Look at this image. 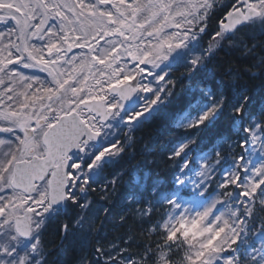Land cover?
Listing matches in <instances>:
<instances>
[{
  "label": "snow or ice",
  "instance_id": "obj_1",
  "mask_svg": "<svg viewBox=\"0 0 264 264\" xmlns=\"http://www.w3.org/2000/svg\"><path fill=\"white\" fill-rule=\"evenodd\" d=\"M0 264H264V0H0Z\"/></svg>",
  "mask_w": 264,
  "mask_h": 264
}]
</instances>
